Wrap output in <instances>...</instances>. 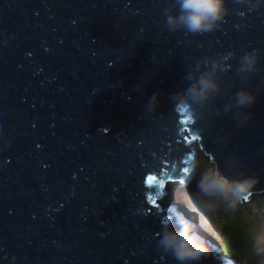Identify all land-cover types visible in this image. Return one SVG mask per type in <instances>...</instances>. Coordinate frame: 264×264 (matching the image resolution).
Segmentation results:
<instances>
[{"label":"water","instance_id":"obj_1","mask_svg":"<svg viewBox=\"0 0 264 264\" xmlns=\"http://www.w3.org/2000/svg\"><path fill=\"white\" fill-rule=\"evenodd\" d=\"M173 2L0 0V264H179L157 247L176 210L152 198L185 180L197 144L264 191V0H227L204 34L165 28ZM197 67L219 88L192 122L171 96ZM241 88L256 95L243 110ZM216 253L193 264L237 263Z\"/></svg>","mask_w":264,"mask_h":264},{"label":"clouds","instance_id":"obj_2","mask_svg":"<svg viewBox=\"0 0 264 264\" xmlns=\"http://www.w3.org/2000/svg\"><path fill=\"white\" fill-rule=\"evenodd\" d=\"M260 3L261 0H256L252 7H259ZM228 13L227 0H174L163 9L164 26L169 32L183 30L191 34L209 33L222 25ZM231 56L232 53H228L222 58L227 60ZM259 59L257 50L245 52L239 58L238 74L253 73ZM217 63V60H212V69L217 67ZM196 72L199 74L188 72L184 79L191 83L171 96L174 111L188 116L192 122L197 117L198 106L219 88L213 70L201 72L197 67ZM157 96L158 94H153L146 104L151 112L156 110ZM255 99L254 93L241 88L234 95V106L243 110L251 107ZM231 106H226L225 111H229ZM247 118V114H244V120ZM186 174L189 178L187 181L182 180L178 186L186 190L176 192L175 200L176 204L183 205L195 219L176 209L170 218L161 220V235L157 241V247L174 257L179 264H193L212 254L214 246L202 234L207 231L203 221L221 210L234 211L239 204L249 200L252 190L260 182L255 174L232 171L217 160L201 168L193 159L192 167ZM172 207L175 208L176 205ZM253 249L254 256L264 253V248H259L254 243Z\"/></svg>","mask_w":264,"mask_h":264},{"label":"rangeland","instance_id":"obj_3","mask_svg":"<svg viewBox=\"0 0 264 264\" xmlns=\"http://www.w3.org/2000/svg\"><path fill=\"white\" fill-rule=\"evenodd\" d=\"M198 163L201 168L207 167L206 163ZM262 198L263 202L258 204ZM208 219L209 225L217 227L226 238L233 237L240 256L239 264H264V253L253 255V243L264 248V196L256 194L251 202L238 205L234 211L221 210Z\"/></svg>","mask_w":264,"mask_h":264},{"label":"bare ground","instance_id":"obj_4","mask_svg":"<svg viewBox=\"0 0 264 264\" xmlns=\"http://www.w3.org/2000/svg\"><path fill=\"white\" fill-rule=\"evenodd\" d=\"M200 154H201V150L199 148V145L197 144L195 146V158H196L195 160L197 162L200 161ZM205 156L208 158V155H205ZM188 178H189L188 176L185 177V180L187 181ZM163 190L165 191V194H163L161 198L155 199L156 201L155 204L160 207V210H164L165 208H169L172 205H176L174 210L179 209L181 212H184L185 215H189L190 218L195 219L194 216H192L190 213H188L184 209L183 205L176 204L175 193L181 190H186V189L178 188V185L175 183L165 182ZM256 194H260L261 196H264V191L261 193H251V195L249 196V200L239 205H243L248 202H251ZM261 201L263 202V198L261 199ZM261 201H259L258 204H261ZM250 205L251 204H247V206H250ZM208 222H210L208 218L203 221V223L205 224V227L207 228V231L203 232L202 234L205 235L209 241H211V245L214 246V248L217 250V253L214 254V258H223L225 261H228V262L237 261L236 264H239L240 256L238 254V249L236 250V255L227 254L225 250V245L222 243L224 241V238L226 237L222 234V232H220L217 229V227L216 228L211 227Z\"/></svg>","mask_w":264,"mask_h":264},{"label":"trees","instance_id":"obj_5","mask_svg":"<svg viewBox=\"0 0 264 264\" xmlns=\"http://www.w3.org/2000/svg\"><path fill=\"white\" fill-rule=\"evenodd\" d=\"M206 163L207 166L210 164V161L208 158L201 152L200 154V164ZM262 203V201H261ZM225 236V235H224ZM232 240V242H231ZM225 245L226 253L229 255H236V250L238 249L234 243L233 237L230 238H224V241L222 242Z\"/></svg>","mask_w":264,"mask_h":264},{"label":"snow or ice","instance_id":"obj_6","mask_svg":"<svg viewBox=\"0 0 264 264\" xmlns=\"http://www.w3.org/2000/svg\"><path fill=\"white\" fill-rule=\"evenodd\" d=\"M189 159H190V157H189ZM188 169H189L188 167H184V168H183L184 173H187ZM182 180H183V179L180 180V183L182 182ZM154 181H156V177H155V176H149V177H148V182H149L150 184L153 183ZM158 187H159V188H163V187H164V182H163V180H160V181L158 182ZM152 202H153V204L156 203L154 197L152 198Z\"/></svg>","mask_w":264,"mask_h":264}]
</instances>
